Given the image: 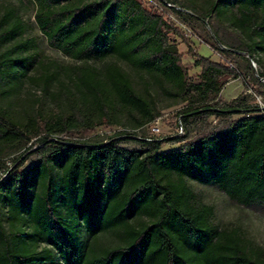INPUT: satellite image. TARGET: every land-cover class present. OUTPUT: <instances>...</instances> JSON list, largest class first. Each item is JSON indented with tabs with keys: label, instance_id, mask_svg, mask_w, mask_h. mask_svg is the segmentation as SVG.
Listing matches in <instances>:
<instances>
[{
	"label": "trees",
	"instance_id": "obj_1",
	"mask_svg": "<svg viewBox=\"0 0 264 264\" xmlns=\"http://www.w3.org/2000/svg\"><path fill=\"white\" fill-rule=\"evenodd\" d=\"M29 1L47 46L82 65L45 61L35 41L23 38L16 8L0 13V139L29 142L25 152L35 156L23 173L17 170L26 153L0 165L7 172L0 181V264H264V249L237 229L216 226L213 208L188 184L214 187L242 207H264V109L242 96L218 100L223 78L239 75L236 63L195 54L200 73L192 81L170 40L177 31L139 0ZM166 1L187 26L212 18L236 32L235 49L214 45L226 60L258 63L264 55V0H212L203 9L193 0ZM119 64L147 79L143 93ZM26 80L43 91L58 87L52 109H14ZM149 88L184 103L177 114L182 135L137 137L158 116ZM214 120L186 138L192 123ZM101 126L123 129L100 143L73 138ZM126 141L140 147L122 146ZM165 142L178 146L162 151ZM101 236L112 243L101 245Z\"/></svg>",
	"mask_w": 264,
	"mask_h": 264
},
{
	"label": "rangeland",
	"instance_id": "obj_2",
	"mask_svg": "<svg viewBox=\"0 0 264 264\" xmlns=\"http://www.w3.org/2000/svg\"><path fill=\"white\" fill-rule=\"evenodd\" d=\"M143 5L153 13L160 15L163 20L173 27L177 33L170 34L171 43H173L178 52L182 55L181 65L186 71L188 77L192 81H197L200 69L195 65V59L193 55L197 54L200 57L208 58L214 62H227L234 61L238 69L239 75L236 78L225 77L222 80V89L218 96V100L222 103L229 102L239 96L245 98L249 105H255L259 109H264V81L259 75H264V55L259 56V62L249 64L246 60L237 58L231 55H225L227 60L223 58V54L216 51L214 45L217 42L220 43V48H232L235 49L238 46L239 36L236 32L228 28L227 26H219L215 21L210 18L205 19H190L189 29L191 33L179 26L181 20L177 18V15L173 13L172 8L166 6L169 3L166 0H139ZM212 0H193L194 4L203 9ZM170 5H173L170 3ZM13 7L16 8L18 15L21 17L25 24V31L23 38L33 39L37 45V50L45 61L53 62L60 67H76L81 66V63H77L65 57L61 53L50 49L44 37L39 32L34 22L35 6L29 0L19 2L18 0H0V13L4 8ZM206 21L210 24L211 28H208ZM229 66L230 63H227ZM93 67H101L99 63H90ZM121 68L129 74L132 79L135 89L143 93L144 86L147 85V79L140 78L137 74L131 71L127 66L119 64ZM30 77L35 76V70L32 69L28 74ZM149 94L154 100L156 105L158 116L155 121L143 130L138 131V136H146L154 139H163L166 137H172L175 134L176 124L178 121L177 114L183 108L184 103L175 102L163 97L158 90L149 88ZM59 92L58 87L53 83L43 91L39 85L26 80L21 91L14 98L12 105L17 112L20 113H34L36 111L50 110L54 107L53 94ZM236 118V116L231 117ZM121 123H124L128 128L126 117L122 116ZM222 120L219 119L216 126L221 124ZM159 128V134L151 132L153 125ZM214 126V123L210 125L202 122H194L185 131L187 139L195 137L197 134L208 130ZM119 129H123L122 126L117 127H96L92 132L80 136L74 135V139L88 141L92 143H100L107 140L112 134ZM129 149H137L140 144L136 141H126L121 143ZM30 146V143L12 140L10 138L0 139V165L4 164L12 165L13 160L20 155H24L25 150ZM176 143L165 142L162 144V151H168L177 147ZM26 160L22 166L17 170L18 173H23L34 161L35 156L31 152L25 154ZM192 189L195 198L198 202L209 205L214 210V216L212 222L220 229L232 228L237 229L242 237L251 245L258 246L264 249V207H242L234 202L230 201L223 193L211 186H202L193 182H188ZM1 212V209H0ZM101 245H108L112 243L110 236H101L99 238Z\"/></svg>",
	"mask_w": 264,
	"mask_h": 264
},
{
	"label": "built area",
	"instance_id": "obj_3",
	"mask_svg": "<svg viewBox=\"0 0 264 264\" xmlns=\"http://www.w3.org/2000/svg\"><path fill=\"white\" fill-rule=\"evenodd\" d=\"M166 6L172 8V10L174 11L173 13H175V11H178L180 10L178 7L174 6V5H170V3H167ZM178 18V17H177ZM179 19V18H178ZM179 26H181L182 28H184L185 30H187L189 33H191L189 27L183 23L181 21V23H179ZM251 64L254 65L253 61H251ZM231 66V65H230ZM264 81V79H262ZM212 123H216V121H212ZM151 132L154 133V134H159V128L154 124L151 128ZM183 134V128L180 124L179 121H177V124H176V129H175V134L176 136H179V135H182ZM6 167H9V163L6 165ZM7 175V172L5 169H1L0 170V181Z\"/></svg>",
	"mask_w": 264,
	"mask_h": 264
}]
</instances>
